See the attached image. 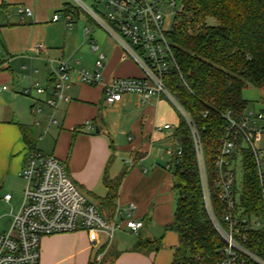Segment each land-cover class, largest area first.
<instances>
[{
	"label": "crops",
	"instance_id": "1",
	"mask_svg": "<svg viewBox=\"0 0 264 264\" xmlns=\"http://www.w3.org/2000/svg\"><path fill=\"white\" fill-rule=\"evenodd\" d=\"M20 6L29 7L33 17L23 21L18 13ZM1 9L8 13L0 23L3 56L0 61V190L9 180L21 178L27 158L34 152L22 137L20 126L24 125L33 131L35 151L45 154L37 148L38 141L44 140V133L55 138V152L59 150V153L45 155L54 156L65 165L70 178L98 204L105 218L114 219L117 211L127 214L129 206L134 205L133 218L144 224L137 234L123 227L117 236L114 234L113 241L102 232L93 243L83 230L45 237L41 243L40 264H97L99 255H103L101 264L105 261L107 264H170L179 240L177 234L166 231L173 222L177 203L175 180L166 170L165 151L173 145L176 127L158 116L163 97H152L143 103L138 96L125 95L121 103L112 106L104 103L123 114L124 124L120 126L124 129L118 134L116 148L95 123L99 116H104L99 113L103 107V87L93 88L76 81L75 73L81 69L93 70L97 59V54L89 51L87 29L83 33L73 29L77 15L68 11L62 0H0ZM60 12L65 14H59L60 21L53 22L54 15ZM68 15L73 17L71 29L65 24ZM95 43L105 56V83L114 78L142 76L140 68L116 44ZM37 44L44 45L39 54L32 50ZM88 55L94 58L92 65L85 61ZM59 61H65L72 71V82L65 91L70 101H58L53 108L46 102L54 99L51 71ZM34 83L45 89L43 95L36 93ZM27 89L30 94L24 95ZM35 106L40 110L38 114L33 113ZM166 124L173 130H158ZM124 172L118 196L108 205L103 200L108 194L105 179L114 181ZM116 221L122 222L121 217L116 216ZM173 234L177 237L176 243ZM145 239L160 241L161 248L134 251V246Z\"/></svg>",
	"mask_w": 264,
	"mask_h": 264
},
{
	"label": "built area",
	"instance_id": "2",
	"mask_svg": "<svg viewBox=\"0 0 264 264\" xmlns=\"http://www.w3.org/2000/svg\"><path fill=\"white\" fill-rule=\"evenodd\" d=\"M102 6L101 11H95L81 0H74L76 7L98 23L120 47L124 55L130 58L140 68L141 77L114 78L104 82L103 68L105 56L99 52L95 41H91V52L97 54L93 70L77 71L76 81L90 87H103V99L106 105L121 103L125 95H135L144 103L152 97H163L169 100L178 113L187 121L194 137L200 179L203 191L205 209L218 235L223 241L221 260L217 264H238L242 258H249L259 264H264L259 257L249 252L243 243L249 230H259L264 227V220L256 216H248L238 210V196L242 181V150H249L255 160L259 179L264 181V148L258 144L264 138V110L246 111L240 120H235L230 113L224 115L227 121L226 134L222 147L214 162L215 175L213 185L206 168L203 147L189 115L166 88L165 79L172 70H179L173 56L168 33L172 27L167 20V8L162 7V0H97ZM170 8L175 10V0H166ZM182 11V0H179ZM18 13L23 21L33 17V11L26 6L18 7ZM61 15H54L52 21L59 22ZM68 29L72 28L73 17L65 19ZM173 26V25H172ZM90 34L89 29L86 30ZM2 38L0 36V51ZM44 49L43 44H37L32 50L39 54ZM54 99L47 105L55 108L57 102H69L65 91L72 82L71 68L65 61H59L57 68L51 71ZM38 95H43L45 89L39 83L33 84ZM30 89L24 91L29 95ZM35 106L34 114L39 113ZM87 125H90L87 122ZM159 131L173 130L169 124L158 128ZM168 162L166 170L179 164L176 156H181L182 148L173 145L165 151ZM20 177L25 181L24 198L20 209L12 214L10 229L0 234V264H40L41 242L43 238L58 234L73 233L83 230L88 233L91 242L98 240L99 233L104 232L112 240L116 231L123 227L129 232L138 233L143 228L142 221L133 218L135 206L130 205L128 213L116 212L122 222L116 221V216L110 221L105 218L97 207L89 202L70 178L65 165L54 156L45 155L39 151L31 152L21 171ZM263 209H264V189ZM213 196L226 204L224 214L219 218L213 206ZM6 202L12 196H5ZM103 255L96 257L101 263Z\"/></svg>",
	"mask_w": 264,
	"mask_h": 264
},
{
	"label": "trees",
	"instance_id": "3",
	"mask_svg": "<svg viewBox=\"0 0 264 264\" xmlns=\"http://www.w3.org/2000/svg\"><path fill=\"white\" fill-rule=\"evenodd\" d=\"M167 37L179 70L169 73L165 85L195 126L213 185L214 162L226 134L224 115L230 113L240 120L249 110L243 91L248 86L264 90V0H182V11ZM179 116L172 137L174 148L181 147L182 154L175 158L179 164L169 170L175 180L177 206L173 222L166 227L179 240L172 264H217L223 241L205 209L193 133ZM20 130L29 149L35 151L32 129L21 125ZM242 156L238 210L264 220V181L259 179L252 153L243 149ZM124 174L114 181L105 179L108 194L103 200L108 205L115 202ZM212 203L220 218L226 204L215 196ZM243 246L264 261V227L249 230ZM160 248V241L145 239L133 250ZM238 264L259 263L242 258Z\"/></svg>",
	"mask_w": 264,
	"mask_h": 264
},
{
	"label": "rangeland",
	"instance_id": "4",
	"mask_svg": "<svg viewBox=\"0 0 264 264\" xmlns=\"http://www.w3.org/2000/svg\"><path fill=\"white\" fill-rule=\"evenodd\" d=\"M62 1H63L64 7L67 6L66 8L68 9V7L71 6L72 7L71 12H73V14L77 15L78 21L74 24L73 29L75 31H80L81 33L85 32L86 29L91 30V34L88 35L89 36L88 39H90V41L87 44L90 52H91L90 43L93 39L95 41H97L98 44L101 41H105L110 46L112 44H116L110 38V36L106 33V31L98 23H96L91 18V16H89L88 13H85L84 11H82L76 7V3L74 2V0H62ZM81 1L86 6L91 8L92 10H95V11H101L102 10V6L98 4L97 0H81ZM162 1L164 2L162 7L167 8L166 9V11H167L166 17H167L168 23H170V26L172 27V25L176 21L175 14L177 12H179V10L181 8L180 1L175 0L177 3V7L175 8V10H173L172 8L169 7L166 0H162ZM7 13L8 12H5L3 9L0 10V15H1L0 16V23L3 22V20L6 18ZM58 14L64 15L65 12H60ZM210 23L214 24L215 22L211 20ZM59 27H61V25ZM2 59H3L2 51H0V61H2ZM93 59L94 58L92 55H88L86 57L85 61H88V63H90V65H92L91 63L93 62ZM93 88H96V87H93ZM242 96H243L244 100H246L249 103V109L256 110V111L264 110V90L248 86L243 91ZM161 100L162 101L158 105V109H157L158 116L163 120H168L173 127H177L179 124V121H180V116H179L178 110L175 108V106L169 100H167L165 98H162ZM102 101L103 102H101V105H103V107L99 113H102L104 116L103 117L99 116L95 123L99 128L102 129V131H104V133H106V135L110 139L111 143H113L114 146H116V148H117V140L116 139L119 136L118 134L122 131V129H124L120 126V125L124 124L123 123L124 118L122 117L123 114H122V111H120L114 107L106 106L104 104L105 103L104 100H102ZM53 123L55 124V122H53ZM53 123H51V125H54ZM159 123H163V122H159ZM55 144H56L55 138H49V134L47 136V134L44 133V140L38 141L37 148L39 150L43 151L45 154L51 155L54 153L57 156V154L59 153V150H57V152H55V148H56ZM258 148H264V138L262 139V142L258 144ZM61 153L63 155L64 149L62 150ZM119 153L123 154L122 156L128 157V155L123 153V152H119ZM120 154H119V156L121 157ZM25 185H26L25 181L21 178L14 179V180L11 179L6 183L5 187L2 190H0V234H4L10 229V226H11L12 220H13L11 210L13 211V213H16L20 209L22 202H23V198H24L23 196H24ZM80 191L83 193V195H85V197L87 198V200L89 202L92 201L91 198L84 191H82V190H80ZM174 193H175V196L177 198V193L175 190H174ZM6 194H10L12 196V200L10 202H6V200H5ZM91 203H94V205H96L97 209L100 211L97 203H95L94 201H92ZM176 203H177V199H176ZM108 220L110 221L111 219H108ZM117 234H119L118 231L115 232V236H117ZM154 235H155V231H154ZM161 235H164V233H162ZM125 236L131 237L130 235L128 236L127 234H125ZM174 239H175V243H176V241H177L176 235H174ZM41 243H43V241ZM168 250H170V249H168ZM167 259L168 258H166V262L168 261ZM169 261H170L169 263L172 264L173 260L171 259ZM97 264H101V263H97ZM102 264H107V261H105Z\"/></svg>",
	"mask_w": 264,
	"mask_h": 264
},
{
	"label": "water",
	"instance_id": "5",
	"mask_svg": "<svg viewBox=\"0 0 264 264\" xmlns=\"http://www.w3.org/2000/svg\"><path fill=\"white\" fill-rule=\"evenodd\" d=\"M99 132V130H96V133H98Z\"/></svg>",
	"mask_w": 264,
	"mask_h": 264
}]
</instances>
